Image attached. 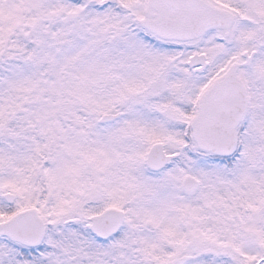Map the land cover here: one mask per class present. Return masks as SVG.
I'll use <instances>...</instances> for the list:
<instances>
[{
  "label": "snow or ice",
  "instance_id": "1",
  "mask_svg": "<svg viewBox=\"0 0 264 264\" xmlns=\"http://www.w3.org/2000/svg\"><path fill=\"white\" fill-rule=\"evenodd\" d=\"M0 264H264V0H0Z\"/></svg>",
  "mask_w": 264,
  "mask_h": 264
}]
</instances>
